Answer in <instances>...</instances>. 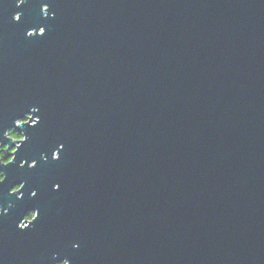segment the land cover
I'll use <instances>...</instances> for the list:
<instances>
[{
	"label": "water",
	"instance_id": "95a60500",
	"mask_svg": "<svg viewBox=\"0 0 264 264\" xmlns=\"http://www.w3.org/2000/svg\"><path fill=\"white\" fill-rule=\"evenodd\" d=\"M3 148L0 264H264V0H0Z\"/></svg>",
	"mask_w": 264,
	"mask_h": 264
},
{
	"label": "snow or ice",
	"instance_id": "6c2138e0",
	"mask_svg": "<svg viewBox=\"0 0 264 264\" xmlns=\"http://www.w3.org/2000/svg\"><path fill=\"white\" fill-rule=\"evenodd\" d=\"M24 3H25V0H17V6H18V7L22 6ZM44 9L46 10V12L48 11V8H47V7H45ZM17 16H18V19H15V21H19V20L21 19L20 14L15 15V17H17ZM9 164H12V161H11L10 163L4 164L3 167H7ZM20 167L22 168L23 165L20 164ZM31 167H32V168H35V167H36V164L33 163V164L31 165ZM0 174L3 175L4 173H3L2 171H0ZM0 184H3V183H0ZM59 187H60L59 184L55 185V190H59ZM32 193L34 194V196L37 195V193H36L35 191H33ZM34 219H35V218H34ZM36 220H37V219H36Z\"/></svg>",
	"mask_w": 264,
	"mask_h": 264
},
{
	"label": "clouds",
	"instance_id": "9594fccd",
	"mask_svg": "<svg viewBox=\"0 0 264 264\" xmlns=\"http://www.w3.org/2000/svg\"><path fill=\"white\" fill-rule=\"evenodd\" d=\"M9 138L10 139H14V140L18 139L17 137L13 136L11 133H9ZM10 162H11V160H4L3 157L0 156V163L7 164V163H10ZM3 181H4V177H3L2 174H0V183H3ZM16 190H18V189H16ZM16 190H14V191H16ZM61 264H68V262L67 261H62Z\"/></svg>",
	"mask_w": 264,
	"mask_h": 264
},
{
	"label": "trees",
	"instance_id": "16d2710c",
	"mask_svg": "<svg viewBox=\"0 0 264 264\" xmlns=\"http://www.w3.org/2000/svg\"><path fill=\"white\" fill-rule=\"evenodd\" d=\"M11 134H12L13 136L17 137V138H20L18 134H13V133H11ZM2 157H3V159L5 160V158H6V154L4 153V154L2 155ZM8 160H9V159H8ZM28 219H29V217H28Z\"/></svg>",
	"mask_w": 264,
	"mask_h": 264
},
{
	"label": "flooded vegetation",
	"instance_id": "af4514ba",
	"mask_svg": "<svg viewBox=\"0 0 264 264\" xmlns=\"http://www.w3.org/2000/svg\"><path fill=\"white\" fill-rule=\"evenodd\" d=\"M18 139H19V138H18ZM4 150H5V148L2 149V152L0 153V156H2V155L4 154ZM30 217H32V216H30ZM30 217H29V218H30Z\"/></svg>",
	"mask_w": 264,
	"mask_h": 264
},
{
	"label": "built area",
	"instance_id": "2783aa9c",
	"mask_svg": "<svg viewBox=\"0 0 264 264\" xmlns=\"http://www.w3.org/2000/svg\"><path fill=\"white\" fill-rule=\"evenodd\" d=\"M20 139V138H19ZM16 140V139H15ZM5 151V150H4ZM5 153V152H4ZM30 219V218H29Z\"/></svg>",
	"mask_w": 264,
	"mask_h": 264
},
{
	"label": "rangeland",
	"instance_id": "374dc122",
	"mask_svg": "<svg viewBox=\"0 0 264 264\" xmlns=\"http://www.w3.org/2000/svg\"><path fill=\"white\" fill-rule=\"evenodd\" d=\"M30 220V219H29Z\"/></svg>",
	"mask_w": 264,
	"mask_h": 264
}]
</instances>
